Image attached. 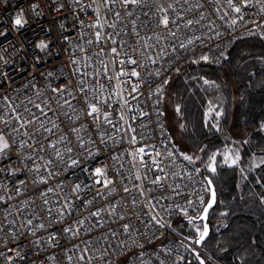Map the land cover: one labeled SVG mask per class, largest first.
Listing matches in <instances>:
<instances>
[{
	"label": "built area",
	"instance_id": "2783aa9c",
	"mask_svg": "<svg viewBox=\"0 0 264 264\" xmlns=\"http://www.w3.org/2000/svg\"><path fill=\"white\" fill-rule=\"evenodd\" d=\"M233 2L242 13L232 11L227 0H142L127 6L121 0L112 5L103 0H0V70L5 72L0 97L10 96L24 119L30 118L26 107L40 115L33 105L46 100L41 107L47 117L40 119L49 128V121L57 125L51 133L38 130V124L30 125L33 146L18 151L13 145L11 159L0 160V167L8 165L0 174V186H6L0 188L6 201L0 202V264H182L192 249L204 251L194 242L197 235L182 234L172 225L174 218L185 216L183 210L196 216L188 201L199 208L201 197L208 201L209 186L200 165L183 159L185 154L166 124L165 99L171 78L183 66H221L237 41L258 38L264 43V0H250V6L243 0ZM33 3L39 5L37 12L32 10ZM60 5L63 8L57 11ZM21 12L27 23L17 28L13 20ZM98 15L102 28L77 23L78 18L84 25L92 24ZM164 15L175 21L168 29L159 23ZM188 20L193 21L191 26ZM170 29L172 35H168ZM97 31L102 33L99 43ZM40 41L47 42L49 49L37 48ZM113 47L118 55L111 53ZM204 55L208 61L200 59ZM129 57L141 66L128 64ZM132 69L140 73L139 80L131 77ZM136 83L139 91L134 93L131 86ZM52 88H67L71 95L61 96L57 103ZM89 103L101 108L99 123L88 115ZM104 113L110 114L111 123L103 121ZM4 118L9 128L17 124L11 111ZM0 130H4L2 123ZM12 135L17 143L27 139L21 133ZM133 135L134 144L130 142ZM49 141L56 147H49ZM141 147L145 154L134 159L132 153ZM29 154L32 160L21 159ZM37 165L39 173L29 171ZM96 168L105 170L113 181L109 188L96 183L101 179L95 175ZM157 176L159 183H153ZM41 177L47 183L33 182ZM46 208L53 211L49 214ZM61 210L64 216L59 215ZM97 211L98 217L90 215ZM81 219L84 224L78 236L63 231L68 226L75 230ZM41 223L43 229L36 227ZM124 225L129 226L128 232L123 231ZM168 232L173 236L162 240ZM50 234L57 240L50 241ZM85 241L90 245L87 251Z\"/></svg>",
	"mask_w": 264,
	"mask_h": 264
},
{
	"label": "trees",
	"instance_id": "16d2710c",
	"mask_svg": "<svg viewBox=\"0 0 264 264\" xmlns=\"http://www.w3.org/2000/svg\"><path fill=\"white\" fill-rule=\"evenodd\" d=\"M205 80L217 83L226 99L217 129L205 121V105L212 95ZM168 98L180 106L181 120H175L180 144L174 141L183 153L197 155L195 163L216 190V203L208 217L210 233L202 246L204 252L198 255L207 264H213L208 254L217 264H264V164L247 168L218 163L215 173L205 167L210 156L229 144L241 128L249 130L240 151L242 160L253 153L264 155V43L258 38L237 41L221 66H183L168 84L165 106ZM173 226L179 227L176 222ZM172 236L168 232L162 240ZM182 264L199 261L191 252Z\"/></svg>",
	"mask_w": 264,
	"mask_h": 264
},
{
	"label": "snow or ice",
	"instance_id": "6c2138e0",
	"mask_svg": "<svg viewBox=\"0 0 264 264\" xmlns=\"http://www.w3.org/2000/svg\"><path fill=\"white\" fill-rule=\"evenodd\" d=\"M54 2H55V0H54ZM73 2L74 3H80V0H73ZM103 2L106 5L114 4V0H103ZM243 2H244L245 5H249L250 6V0H243ZM93 3H96V0H93ZM121 3L124 4L125 6H127L129 4L139 5L140 3H142V0H121ZM227 4H228V7L232 11H234V12H236L238 14L242 13V8L240 6H238V4H234L233 0H227ZM169 7H172V6L169 5ZM38 8H39V5H36L34 3L32 4L33 12H37ZM62 8H63V5H60L57 8V11H61ZM262 10H264V9H262ZM129 14H131V13H129ZM116 16L119 17V13H116ZM240 18L243 19L242 16ZM201 19H204V17L201 16ZM170 22L175 23L174 20L170 21V19H169V17L167 15L162 16L160 21H159V23L162 24L166 29H168ZM26 23H27V20L25 19L24 14L22 12L20 14H18L13 20V24L17 28L24 27V25ZM77 23L81 27H88V28H102L103 27V23L100 21L99 15L97 16L96 21L93 22L92 24L84 25L83 21L79 20L78 18H77ZM236 23H237V20L235 18H233V21H232L233 26H235ZM192 24H193L192 20H188L187 21V25L191 26ZM133 26H135L134 22H133ZM61 27H63V24L61 25ZM112 27H115V25H112ZM172 34H173V32L170 29L169 32H168V35H172ZM137 35H139V33H137ZM62 39L67 40L68 37H63ZM109 39H111V38L109 37ZM158 39L159 38L157 37V40ZM95 40H96L97 43H99L102 40V33L100 31H97L95 33ZM111 42L113 44L116 43L115 40H112ZM87 43L89 45H91L93 43V41L89 40V41H87ZM189 43H191V41H189ZM181 46L183 47V42H181ZM36 47L43 51V50L49 49V44L47 42H45V41H40L36 45ZM79 50L83 51V49H79ZM110 51H111V53L113 55H118L117 49L115 47L111 48ZM99 54L100 53H97V55H99ZM221 55H223L222 52H221ZM0 59H2V57H0ZM200 59H202L204 61H208L209 57L207 55H204V56L200 57ZM72 62L74 64H76V65H79V60H77L75 58H72ZM152 62L155 63V60H153ZM4 63L7 64V61H4ZM120 63L124 64L125 61H120ZM127 63L128 64H132V65H136L137 68L141 66L138 63L137 60H135V59H133L131 57H129ZM78 71H79V69L77 68V72ZM177 71H179V70L177 69ZM124 74L125 73L123 71L120 72L121 76H123ZM47 75H52V73H48ZM104 75L107 76V72H105ZM130 75H131V77H136L137 80L140 79V73L138 71H136L135 69L131 70ZM4 79H5V72H4V70H0V82H3ZM29 83L31 84V81ZM128 83H131V81H128ZM204 83L208 84L209 81L205 80ZM81 84L82 85L84 84L83 80H81ZM5 86H6V84H5ZM25 87H27V86H25ZM33 87H35V85H33ZM0 91H3L2 87H0ZM17 91H19V89ZM52 91L57 93V103H60V99L59 98L61 96L65 95V94L71 95V92L67 88L66 89H62V90H58L57 88H52ZM82 91H84L85 94L87 95V89L86 88H82ZM100 91H103V89L101 88ZM131 91L134 92V93L138 92L139 91V84L138 83L132 84ZM36 96L40 97L41 93L39 91H37L36 92ZM0 101H2V104H0V123H2L4 125V130H0V160H2L5 157H8L9 159H11L10 152H11V149H12L13 145H16L18 151L20 149L33 146L34 133H31L30 130H29V126L30 125L38 124V130L39 129H43V131L49 132V133H51L57 127L55 121H49V123L52 124V127L49 128L47 126V124L45 123V121L40 119L41 115L44 116V117H47V111H45V108L41 107V104L47 105V101L46 100H42L40 103H35L33 105L38 110L40 115H37L36 113H33L31 111V108H27L26 107L24 109L25 112H28L29 117H30L29 119H24L21 115H19V106L16 105V104H13L11 102V97L10 96L0 97ZM28 103H32L31 99H29ZM105 103H107V101H105ZM61 106L63 107V105H61ZM68 106L71 107L70 104ZM88 108H89L88 115L92 116L94 121L99 123V121L101 119V108L98 107L96 103H89L88 104ZM9 111H11V113L14 116V119L17 121V124H13L11 128L8 127L9 120L4 118L5 114L8 113ZM48 111H52V110L49 108ZM211 111H212V109H211V106H210L208 114H210ZM177 112H179V108H177ZM220 114L221 113H219V112L217 113L218 116ZM120 119L123 120L124 117L121 116ZM103 121L105 123H111L110 114L104 113L103 114ZM113 127H116V126L113 125ZM262 127H264V126H262ZM117 130L119 131V129H117ZM73 131H78V129H73ZM129 131L135 132V129L131 128L129 126ZM12 133H21L22 136L23 137H27V139L23 140V142H21V143H17L16 137L14 135H12ZM101 139H103V134H101ZM10 141H11V143H10ZM130 142L133 143V144L136 142L135 135L131 136ZM35 143L38 144L39 141L37 140V141H35ZM48 146L51 147V148H55L56 147V145L52 144L51 141H49V145ZM40 151H43V149L41 148ZM69 151H71V150L69 149ZM144 154H145V149L143 147L139 148L136 152L132 153L134 159L137 156H142ZM168 155L171 156L172 153H168ZM56 156H57V158H61L59 152L56 153ZM156 156L159 157L160 153L157 152ZM21 159L22 160H32L33 157L29 154L27 157H21ZM113 159H118V157H113ZM183 159L189 161L190 163H194L195 162L194 157L191 156V155H186L185 154L183 156ZM239 160H240V156H239L238 152H235V153L225 152L224 153V161H225L226 164H229V166L237 165ZM260 162L264 163V158H261ZM48 163L51 164V161H49ZM74 163H75V161H74ZM140 163H141V165L145 164V162L142 159H141ZM152 164L156 165L157 161L153 160ZM215 165H216V154H213V156L210 157V159H209V163L207 165V170L212 172V173H215L216 172V166ZM257 166H259V165H257ZM7 167H8L7 164H5L3 167H0V174H3L4 169L7 168ZM9 171H12V173L15 174L14 170L9 169ZM29 171H34L36 173H39L41 171V168H40L39 165H37L35 168H29ZM160 171H163V170L160 169ZM49 175H51V172L49 173ZM95 175L97 177L101 178V179H98L96 181L97 184H100V183L103 182V186L105 188H109V186L111 184H113L112 180L107 179V174H106L105 170H103L101 168H96L95 169ZM136 179L139 180L140 176L137 175ZM160 179L161 178L159 176H157L156 179L153 180L152 182L153 183H159ZM33 182L34 183H36V182L47 183V180H45L43 177H41V179L39 181H35L34 180ZM207 183H208V186H209L208 187V191H209V194H210V199L207 202H205L203 200V198L201 197L200 198V207L197 208V207H194L192 205L191 201H188V206L192 209L193 212L196 213V216H188L189 224L193 225V227L195 228L196 233H197V237L198 238L194 241L196 244L203 243L204 240L206 239V237L208 236V231H209L207 223L197 224V221H201V222L206 221L207 218H208L209 210L212 209L214 204L216 203V193H215V190L211 187L212 181L208 180ZM4 187H6V186H0V188H4ZM75 187L78 190L80 188V185L77 184ZM47 191L51 192V191H53V189H48ZM109 191L111 192L112 189H109ZM124 191L128 192L129 189L127 187H125ZM17 193H19V188H17ZM141 194L143 195V190H141ZM44 195H46V194H44ZM10 198L11 197H9V199ZM0 202H5L6 203L5 198L2 195H0ZM261 202H264V199H262ZM44 203H45V205L48 204L47 199L44 200ZM133 203H135V201H133ZM68 206L69 205H67V204L65 205L66 208ZM45 211L50 214L53 211V209L52 208H46ZM183 211H184V214L187 216L188 215L187 210H183ZM64 214H65V212L63 210H61L59 212L60 216H64ZM90 215L93 216V217H98L99 216V212L98 211L97 212H92V213H90ZM122 218L123 217H121V219ZM52 219H54V217ZM151 219L153 221H156V216H152ZM156 222L159 223V221H156ZM28 223L31 224V220H29ZM50 223H51V220H50ZM76 223L79 225V227H77L75 230L73 229L72 226H68V227H65L63 229V231L66 234L67 233H71L73 236H78L80 231H81V229L83 228L84 221L81 219V220L77 221ZM36 227H38L40 229H43L45 227V225L41 223V224H39ZM160 227H164V225L161 223ZM128 229H129L128 225H124L123 226V231L124 232H128ZM0 231H2V229H0ZM88 231H89V234H90L91 231H92V228L90 227L88 229ZM55 240H57V237L54 234H50V241H55ZM36 243H39V242L37 241ZM85 244H86L85 251H87V246H90V245H89V242H87V241H85ZM21 258L23 259V257H21ZM79 259L80 260H84L85 257L84 256H80ZM196 259L199 260V264H204V261L202 259H200L198 254L196 256Z\"/></svg>",
	"mask_w": 264,
	"mask_h": 264
},
{
	"label": "rangeland",
	"instance_id": "374dc122",
	"mask_svg": "<svg viewBox=\"0 0 264 264\" xmlns=\"http://www.w3.org/2000/svg\"><path fill=\"white\" fill-rule=\"evenodd\" d=\"M206 87H208V89L212 92V95H210V97L207 99L206 105H205V121L210 123L211 127H213L214 129H217L219 124H220V120L222 119L223 116V109L226 103V99L223 95V93L219 90V85L217 83H213L210 82L208 84H205ZM211 106V113H209V108ZM166 119H167V125L168 128L171 132V134L173 135V139L178 143L177 139L178 138V125L175 123V120L180 121L181 119V114L180 112H177V108H179V101H174L171 103L169 102V98L166 101ZM172 110V114L169 115L168 111ZM221 113L219 116L217 115V113ZM263 132H264V127H263ZM249 133V130L245 129V128H241L239 130H237V133H235V135L232 136V138L230 139V143L224 145L223 147L217 149L213 154H216V164L221 163L224 165L229 166V164H226L224 161V153L225 152H229V153H235L238 152L239 156H240V160L238 162V166H242L244 165L247 168H255L258 167L257 165H262L264 163H261V158H264L263 154H257V153H253L248 160L243 161L242 157H241V147H242V143L245 142L246 138L245 135H247ZM180 144V142L178 143ZM182 149V148H181ZM186 155H191L194 157L195 160H197V155H195V153H193L192 151L190 152H184ZM213 154L210 156L212 157ZM210 159V158H209ZM209 159L206 161L205 163V167L207 168V165L209 163ZM216 166V165H215ZM236 166V165H234ZM201 167V166H200ZM191 216V215H188ZM188 216H177L173 222H176L179 227L177 226H173L178 232L182 233V234H188L190 236H195L197 235L195 228L193 227L192 224H189L188 222ZM172 222V225H173ZM197 224H201L200 221H197ZM203 253L204 251H199ZM205 256V254H203ZM208 261L212 262L213 264H217L216 261L214 260L213 256L211 254H208ZM207 264V263H206Z\"/></svg>",
	"mask_w": 264,
	"mask_h": 264
},
{
	"label": "water",
	"instance_id": "95a60500",
	"mask_svg": "<svg viewBox=\"0 0 264 264\" xmlns=\"http://www.w3.org/2000/svg\"><path fill=\"white\" fill-rule=\"evenodd\" d=\"M205 179H206V181L211 180V179H210L209 177H207V176H205ZM211 187L215 190V186H214L213 183H212ZM215 193H216V190H215ZM209 199H210V194H209V198H208V200H209ZM214 206H215V204H214ZM214 206H213V207H214ZM212 209H213V208H212ZM212 209L209 210L208 217H209V214H210V212H211ZM200 222H201V221H200ZM202 223H207V225H208V230H209V231H208V236H209V233H210V226H209V223H208V218H207L206 221L201 222V224H202ZM208 236L206 237V239L208 238ZM206 239H205V240H206ZM205 240H204V241H205ZM203 243H204V242H203ZM203 243H201V244H196V245H197L198 248H201V247L203 246ZM191 252H192L193 254H195V256H197V254H198V250H196V249H192ZM199 257H200V259H202V260L204 261V259H203L201 256H199ZM198 261H199V260H198ZM204 264H206L205 261H204Z\"/></svg>",
	"mask_w": 264,
	"mask_h": 264
}]
</instances>
